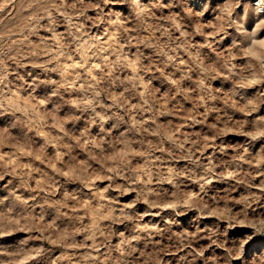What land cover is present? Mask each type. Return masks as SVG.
Returning <instances> with one entry per match:
<instances>
[{
	"label": "rangeland",
	"instance_id": "rangeland-1",
	"mask_svg": "<svg viewBox=\"0 0 264 264\" xmlns=\"http://www.w3.org/2000/svg\"><path fill=\"white\" fill-rule=\"evenodd\" d=\"M100 2L101 0H85L86 4ZM56 3H60V0H56ZM67 3L72 4L73 0H67ZM141 3L148 6L157 5L152 9L158 18L150 21L153 29H171L173 40L181 36V32L189 33L190 51L195 53L198 48L204 63L203 68L198 67L195 57L190 59L188 54L181 51L180 56L191 66V71L188 72L191 78L184 79L179 87L169 84L160 72L145 77L151 81L150 91L155 94L157 105L165 112L174 113L159 116L157 125H184L178 127V132L184 137L191 135L192 139L212 137V146L203 152L197 151L194 158L199 159L205 167L211 166L215 173L225 171L226 167H234L232 160L248 146L246 138L231 130L227 135H217L212 126L216 125L221 133L237 128L239 123L246 119L243 113L250 107L246 101L254 100L264 91V85L236 88L228 79V70L219 67L220 64L227 63L234 39H240L235 30L239 25L226 15L230 12L234 17L241 15L236 7L237 0H141ZM0 5H3L0 8V34H3L0 45L6 48L12 41L22 40L25 36L33 45L41 44L44 39L49 44L53 42L54 32L47 27H38V34L30 33V28L36 21L30 22L29 17L42 14L40 0H7L6 3L5 0H0ZM102 7L105 12L129 15L128 7L120 2ZM246 10L247 6L245 12ZM96 14L92 10L87 13L89 17H95ZM53 15L58 21L55 33H65L67 24L64 18L55 12ZM222 16L225 18L222 19ZM173 20L180 25L181 31L172 27ZM39 23L47 26L48 21L45 19ZM127 26L133 28L131 23ZM87 27L93 35L102 34L106 30L105 25L97 27L91 21ZM130 35H136L135 31ZM143 35L147 37L149 33L144 32ZM152 38L158 42V46L172 43L160 30L154 31ZM257 39H264V32L259 33ZM20 47L24 51L29 50L27 42ZM135 50L133 48V51ZM140 50L145 56L157 61L158 67L163 68L153 49L141 45ZM247 55L259 56L260 53L253 47ZM149 62L145 60V63ZM24 63L28 61L25 60ZM244 63V60H232V64L237 67H242ZM7 64L8 80L13 85L22 86L20 95L26 98V103L35 107L39 100L48 97L50 86L33 83V77L37 75L40 80L46 78L39 69L30 66L21 68L10 60ZM209 69L212 70V78H206L204 82L209 85L211 91L201 96L196 81L201 72ZM172 71V68H164L165 74ZM180 75L177 71L174 78ZM47 76L59 80L55 73H49ZM237 83H244V80ZM181 88L192 91L180 93ZM48 107L51 108V104ZM68 111L65 108L60 116H65ZM261 114H264V105L261 106ZM192 115L201 122L192 124L191 120H188L186 123V118ZM86 119L85 117L75 124H65L64 127L75 131L77 136L87 132L93 139L109 140L119 138L127 127L119 125L113 129L112 125L116 121H109L105 131L101 132L99 124L90 126ZM137 119L140 117L137 116ZM13 120L11 115L0 116V163L21 167L22 173L34 178L30 181L33 189L47 186V194L45 191H30L12 176H6L0 181V232L4 233L0 235V252L27 254L32 249L45 250L38 260L26 261V264H52L53 260L56 264H264V235L253 237L252 228L233 223L237 217L253 219L264 215V197L246 201L248 189L243 184L213 177L201 190L200 185L194 181H185L176 188L172 184H157L153 177L149 185L153 192L148 193L146 198L177 202L183 198L185 204L193 206L179 208L177 212L154 208L151 211L158 214L144 216L138 221L129 220L121 216L120 209L135 203V208L125 210L134 216L144 213L148 210L147 205L137 202V196L145 194L128 192L125 181L118 176L115 179V187L109 189L108 193L96 192V188L102 189L111 181L100 179L95 173L81 171L87 159L83 152L80 155L73 153L70 158L62 154L66 148L57 151L53 147L56 132L63 121L56 119L51 111L45 109L35 113V124L27 118H22L14 125ZM53 121L54 127L50 132L49 126ZM157 125L151 127L156 128ZM144 127L149 128V125L145 124ZM109 130L111 135L105 136ZM133 134L137 140L143 138L139 130ZM148 139L155 141L157 138L149 135ZM138 146L133 144V147ZM164 146L171 147L167 143ZM220 146H226L227 151H223ZM188 147L190 145L185 144V148ZM249 150L253 155L256 154L255 148L249 147ZM155 155L163 156L169 169L186 170L193 167L187 159H171L167 153L161 152H156ZM176 155L180 156L182 153L177 150ZM121 158L122 155L108 157L109 160ZM90 162L95 168L104 163L103 160L97 163L94 159ZM137 162L142 164L143 160L140 157L133 158L132 166L137 167ZM242 167L245 171H256L249 169L246 164ZM260 171L264 172V165H261ZM66 175L72 177V180H66ZM261 181H264V176L252 182ZM122 185L125 186V195H120L117 191ZM13 191L16 192L15 197L12 195ZM105 195L114 201L112 207H108L107 201L100 199ZM137 227L141 229L139 235L142 239L132 241L129 245L127 241L137 234ZM20 228L24 231H18ZM90 235H95V240L87 239ZM28 237H31L28 243L21 244V241ZM118 247L120 250H117Z\"/></svg>",
	"mask_w": 264,
	"mask_h": 264
},
{
	"label": "clouds",
	"instance_id": "clouds-1",
	"mask_svg": "<svg viewBox=\"0 0 264 264\" xmlns=\"http://www.w3.org/2000/svg\"><path fill=\"white\" fill-rule=\"evenodd\" d=\"M6 2L7 0H5ZM40 2L42 14L29 17L30 22L36 21V24L30 28V33L38 34V27H47L48 30L54 32L53 42L49 44L44 39L41 44L33 45L25 36L22 40L12 41L6 48L4 45H0V116H13L14 125L22 118H27L32 124H35L37 111L41 109L51 111L56 119L63 121L60 129L56 132V141L53 147L57 151L66 148L67 150L62 154L70 158L73 153L80 155L83 152L87 159L81 171L88 174L95 173L98 178L111 181L102 189L96 188V192L108 193L109 189L115 187V179L118 176L125 181L128 192L145 194L137 196V202L147 205L148 210L144 213L134 216L125 210L135 208V203H130L120 209L121 216L129 220L138 221L144 216L158 214L151 211L154 208L177 212L179 208L193 206L185 204L183 198L179 202L146 198L148 193L153 192L149 187L153 177L157 184H172L176 188H179L185 181H194L200 185L201 190L213 177L229 179L236 181L237 184H243L248 189L246 201L259 200L264 197V181L252 182L264 176V172L260 171L261 165H264V114H261V106L264 105V91H261L254 100L246 101L250 107L244 111L243 115L246 119L239 123L237 128L221 133L216 125L212 126L217 135H227L229 130L235 131L237 135L245 137L248 144L244 147L243 152L232 160L231 163L235 165L234 167L230 169L226 167L225 171L215 173L211 166L205 167L199 159L194 158L197 151L203 152L212 146L213 138L205 136L192 139L191 135L184 137L178 132V127L184 125L175 126L170 123L167 126L157 125L159 116L173 115L174 113L165 112L157 105L155 94L150 91L151 81L145 79L150 74L160 72L173 87H179L184 79H190L188 72L191 71V66L180 56L181 51L188 54L190 59L195 57L198 67H204L203 60L199 56V49L197 48L195 53L190 51L189 33L181 32V36L175 37L173 40L171 29L162 27L153 29L150 21L158 19L152 11L157 5L148 6L142 4L141 0H101L100 3L95 4H86L85 0H73L72 4H68L67 0H60V3H56V0H40ZM114 2L126 5L129 15L123 16L120 12H105L102 5L108 6ZM245 6H247L246 12ZM2 7L3 5H0V8ZM236 7L240 10V16L234 17L231 12L226 15L228 19H234L239 25L235 30L240 39H234L229 49L227 63L220 64L219 67L228 70V79L233 82L236 88H253L264 85V39H257V35L264 32V0H237ZM258 8L259 11H257ZM89 10L95 11L96 16L89 17L87 15ZM53 12L64 18L67 24L65 33H55L58 21ZM45 19L48 21L47 26L40 25L39 22ZM89 21L97 27L105 25L106 30L102 34H91L87 27ZM129 23L133 25V28L127 26ZM172 27L176 31H181L180 25L175 20H173ZM156 30H160L162 35L168 36L172 43L158 46V42L152 38V33ZM133 31L136 33L134 36L130 35ZM144 32H148L149 36H144ZM2 39L3 34H0V40ZM175 41L180 42L175 43ZM25 42H27L28 51H24L20 47ZM172 44L175 46L173 47ZM141 45L154 50V55L160 58L159 64L163 65V68L158 67L157 61L152 60V57L145 56L140 50ZM253 47L260 53L259 56L247 55L249 49ZM133 48L136 50L133 51ZM237 59L244 60L246 63L242 67H237L232 64V60ZM9 60L17 64L18 67L27 68L30 66L45 74L46 78L43 80H40L39 75L33 77V83L39 82L50 86L51 91L48 97L39 100L35 107L26 103V98L20 95L22 86L13 85L8 80L7 62ZM25 60L28 63H24ZM145 60L150 62L145 63ZM164 68H172L173 71L165 74ZM177 71L181 75L174 78ZM211 72V69L201 72L196 81L201 96L211 91L209 85L204 82L206 78H212ZM49 73H55L59 80L47 76ZM241 80H244V83H237ZM185 91L192 90L180 89V93ZM134 100L136 103H133ZM49 104H51V108L48 107ZM205 107H207L206 104ZM65 108L69 111L65 116H60ZM145 113L151 115L145 116ZM137 116L140 119H137ZM85 117L87 118L86 123L90 126L99 124L101 132L105 131V126L109 121H116L112 125L113 129L118 128L119 125H127V127L115 140L93 139L87 132L77 136L75 131L64 127L65 124H75L84 120ZM248 117L251 119H247ZM188 120H191L192 124L201 122L195 115L186 118V123ZM54 123L53 121V124L49 126L50 132ZM145 124H148L149 128H145ZM152 125H157V127L152 128ZM165 128L167 130H164ZM137 130L143 136L140 140H137L133 134ZM110 135L111 130L105 133V136ZM149 135L157 139L149 140ZM166 143L171 147H165ZM133 144L139 146L133 147ZM185 144L190 147L185 148ZM81 145H83L82 148ZM249 147L256 149L255 155L250 152ZM220 148L227 151L226 146H220ZM177 150L182 155L177 156ZM156 152L167 153L171 159H187L193 167L186 170L169 169L164 157L155 155ZM117 155H122V158L119 160L108 159L109 156ZM135 157H140L143 160L142 164L137 162V167L132 166ZM93 159L97 163L103 160L104 163L100 164L99 168H95L90 162ZM245 164L249 169L256 171H245L242 167ZM6 176L18 179L30 191H45L47 194V186L33 189L30 181L34 178L27 173H22L21 167L6 166L0 163V181H3ZM65 179L71 181L72 177L66 175ZM54 181L55 177H53ZM117 191L120 195L126 194L124 185ZM12 195L15 197L16 192L13 191ZM17 199L27 203L22 198L17 197ZM100 199L107 201L108 207H112L114 204V201L109 200L106 195L101 196ZM233 223L241 227L252 228L253 237L264 235V215H258L253 219L237 217ZM18 231L22 232L24 229L20 228ZM135 231L137 234L127 241L129 245L132 241L142 239L139 235L141 229L137 227ZM3 234L0 232V235ZM29 239L31 237L22 240L21 244L26 245ZM87 239L95 240V235H90ZM244 242L246 243L247 240ZM117 250L120 248L118 247ZM44 251L43 248H38L29 250L27 254L0 252V257H8V259H0V264H26V261L38 260ZM52 264H56V261L53 260Z\"/></svg>",
	"mask_w": 264,
	"mask_h": 264
},
{
	"label": "bare ground",
	"instance_id": "bare-ground-1",
	"mask_svg": "<svg viewBox=\"0 0 264 264\" xmlns=\"http://www.w3.org/2000/svg\"><path fill=\"white\" fill-rule=\"evenodd\" d=\"M259 9V8H258ZM260 10V9H259Z\"/></svg>",
	"mask_w": 264,
	"mask_h": 264
}]
</instances>
